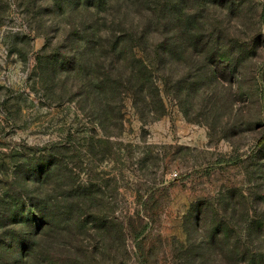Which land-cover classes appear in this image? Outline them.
Returning <instances> with one entry per match:
<instances>
[{
    "label": "rangeland",
    "instance_id": "obj_1",
    "mask_svg": "<svg viewBox=\"0 0 264 264\" xmlns=\"http://www.w3.org/2000/svg\"><path fill=\"white\" fill-rule=\"evenodd\" d=\"M72 1L0 0V202L7 176L33 173L26 188L51 189L37 195L54 210L21 259L225 264L211 246L217 227L247 237L264 219V0H205V69L167 59L163 115L141 120L123 93L108 110L121 123L105 125L58 48ZM20 215L3 219L0 207L2 247Z\"/></svg>",
    "mask_w": 264,
    "mask_h": 264
},
{
    "label": "trees",
    "instance_id": "obj_2",
    "mask_svg": "<svg viewBox=\"0 0 264 264\" xmlns=\"http://www.w3.org/2000/svg\"><path fill=\"white\" fill-rule=\"evenodd\" d=\"M205 4V0L72 1L70 21L58 48H65L70 54L69 58H62L69 62L68 71L79 75L82 93L98 100L101 125L109 119L121 123L119 116L110 118L108 110L119 111L123 93L131 95L141 120L147 119L145 112L152 113V118L163 115L160 83L164 85L167 59L175 61L184 56L190 70L194 65L205 69L207 57L199 48L205 45L206 36L200 28ZM260 143H264V138ZM48 164L41 176L44 184L51 181L52 163ZM34 181L33 173L22 178L18 171L5 179L6 190L0 202L3 219L19 212V220L9 223H19L23 228H13L3 238L0 264H8L5 261H10L13 254L25 251L21 259L36 252L40 226L47 228L52 221L54 210L47 204L51 189H27ZM38 193L47 197L39 198ZM223 225L226 231L220 224L212 236L216 258L221 255L225 264H264V219L250 220L247 237ZM18 262L29 263L14 259L12 264Z\"/></svg>",
    "mask_w": 264,
    "mask_h": 264
}]
</instances>
